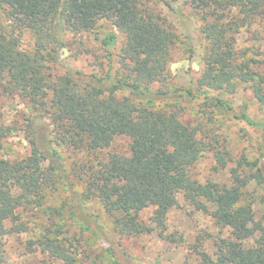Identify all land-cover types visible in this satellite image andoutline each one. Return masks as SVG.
<instances>
[{
  "label": "trees",
  "instance_id": "1",
  "mask_svg": "<svg viewBox=\"0 0 264 264\" xmlns=\"http://www.w3.org/2000/svg\"><path fill=\"white\" fill-rule=\"evenodd\" d=\"M174 1L0 0V91L22 96L33 110L47 111L52 123L49 129L43 114L32 112L27 118L29 151L15 159L4 155L3 140L11 128L0 124V264H10L3 241L5 220H11L15 231H26L17 209L42 207L46 191L55 184L54 173L63 170L55 146L95 151L107 148L117 135L130 138L127 153L110 152L87 172H79L84 180V191L77 199L79 213L85 200L95 198L120 235L156 231L168 238L166 216L178 206L181 195L195 210L209 212L216 225L229 230L213 240L212 253L194 244L196 262L182 264H264V222L256 219L252 200L244 197L250 181L264 182V156L249 163L247 173L243 161L231 166L230 184L193 177L192 167L206 151H212L219 169L227 168L228 152L213 149L199 127L184 123L167 104L171 94L174 101L182 95L171 87L170 72L179 38L152 2L170 8ZM183 1L201 13V33L207 41L195 82L197 94L224 114L253 124L244 110L238 114L223 96L248 85L264 108V62L257 68V60L246 49L236 48V35L264 16V0ZM100 20L108 21L122 36L118 73L68 69L47 78L48 65L57 61L67 34L92 31ZM24 31L33 38L28 50L20 45ZM116 41L115 33L101 39L107 47ZM183 51L191 53L190 45L186 43ZM192 91L187 89L182 96ZM44 161L50 163V170L43 168ZM63 179L67 182L68 176ZM14 188L19 193H13ZM148 207L153 210L146 222L140 213ZM50 233V229L42 233L38 246L60 264H117L113 258L81 260L59 237L60 231ZM254 233L257 236L249 244ZM120 256L122 262L133 264L126 253Z\"/></svg>",
  "mask_w": 264,
  "mask_h": 264
},
{
  "label": "rangeland",
  "instance_id": "2",
  "mask_svg": "<svg viewBox=\"0 0 264 264\" xmlns=\"http://www.w3.org/2000/svg\"><path fill=\"white\" fill-rule=\"evenodd\" d=\"M152 4L174 27L179 38L170 63L171 87L177 88L178 95H183L187 89L193 90L190 96L181 95L176 101L172 99L174 94H171V100L167 104H171L184 123L199 127L200 135L213 149H225L229 155L227 168L219 169L215 166L212 151H206L193 165L192 176L201 181L208 179L230 184L228 170L231 166L243 161V172L247 173L248 165L255 160H262L264 156V108L253 97L248 85H242L235 93L223 97L230 101L238 114L244 110L253 124L233 118L224 114L220 108L208 105L195 90V82L207 50V41L201 33V13L183 0L172 2L170 8L162 3ZM0 12H3L2 8ZM108 33H115L117 41L107 47L101 43V39ZM65 40L66 45L59 49L57 61L48 65L46 73L50 75L47 78L52 79L68 69L97 75L118 73L122 36L108 21L100 20L89 32L68 33ZM186 43L190 45L191 53L183 51ZM32 44L30 32H22L21 47L28 50ZM236 48L246 49L247 54L257 60V68L260 67L259 63L264 62V16L258 17L249 29L236 35ZM37 111L43 114V120L50 129L52 123L47 111L33 110L22 96L0 91V124L11 128L3 140L6 157L15 159L29 151L26 140L27 118ZM47 138H51L49 134ZM129 143L128 136L117 135L107 148L95 151L84 147L73 148L60 144L55 146L63 170L54 173L56 181L46 191L44 204L42 207L29 205L17 209L19 220L27 226V230L17 232L11 220H5L6 232L3 241L5 255L10 264H60L58 260L49 258L38 246V239L49 229L50 235L60 231L59 237L76 251L81 260L113 258L117 264H129L122 262L120 254L124 252L133 264H182L184 261L196 262L198 255L194 244L211 253L214 251L213 240L218 236L228 235V228L216 225L209 212L195 210L181 195L178 196V206L169 210L166 216L165 234L168 238L160 237L156 231L135 236L120 235L95 198L85 200L83 211H77V199L84 191V180L79 172H87L90 165L96 166L110 152L127 153ZM50 144L53 146V142ZM42 166L45 170H50L48 161H44ZM65 175L68 176L67 182L63 179ZM244 190V197L252 200L256 219L264 222V182L257 184L252 180ZM13 193L17 194L19 190L14 188ZM152 210V207L142 210L140 219L149 222ZM73 211L84 219L73 215ZM85 220L90 222L87 227L81 223ZM256 236L257 233H254L249 238V244L253 243ZM31 241L33 249L29 248Z\"/></svg>",
  "mask_w": 264,
  "mask_h": 264
}]
</instances>
